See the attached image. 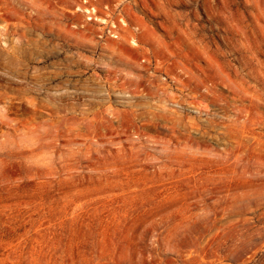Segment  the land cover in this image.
<instances>
[{
	"label": "rangeland",
	"instance_id": "rangeland-1",
	"mask_svg": "<svg viewBox=\"0 0 264 264\" xmlns=\"http://www.w3.org/2000/svg\"><path fill=\"white\" fill-rule=\"evenodd\" d=\"M0 264H264V0H0Z\"/></svg>",
	"mask_w": 264,
	"mask_h": 264
}]
</instances>
